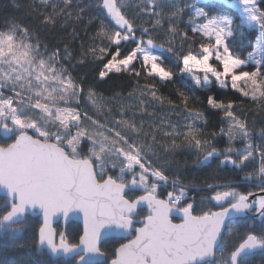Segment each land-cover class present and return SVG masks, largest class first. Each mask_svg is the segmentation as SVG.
<instances>
[{
	"label": "snow or ice",
	"instance_id": "6c2138e0",
	"mask_svg": "<svg viewBox=\"0 0 264 264\" xmlns=\"http://www.w3.org/2000/svg\"><path fill=\"white\" fill-rule=\"evenodd\" d=\"M31 7L51 8L38 13L40 29L64 27L72 9L76 21L85 14L89 24L98 19L94 43L77 63L102 61L100 80L120 73L135 79L128 96L136 103L119 100L116 118L104 98L91 87L85 91L83 78L65 66L72 56L67 47L63 55L59 48L49 50L15 18L0 28V133L6 138L0 143V250L26 249L19 264H264V231L240 232L249 213L264 220V195L208 183L210 195L198 206L179 176L166 174L169 158L162 159L156 147L172 152L182 137L203 153L199 165L219 159L264 193V129L254 142L246 120L233 110L235 102L210 92L215 84L264 104V0H39ZM185 15L191 36L180 29ZM247 33L252 35L245 39ZM164 52L175 57V65L165 64ZM175 76L209 91L207 104L227 120V128L212 135L227 137L228 147L219 150L199 138L197 122L207 119L188 108L192 96ZM157 81L181 85L175 89L178 104L159 94ZM166 99L172 109L182 105L188 113L183 130L164 119L145 127L142 117H152L148 109ZM82 100L100 115L109 113L104 122L89 115ZM157 133L171 143L159 141ZM237 140L242 148L233 146ZM33 217L40 218L39 226L31 240H23ZM73 217L83 223L75 242L55 226ZM111 237L127 242L104 246Z\"/></svg>",
	"mask_w": 264,
	"mask_h": 264
},
{
	"label": "trees",
	"instance_id": "16d2710c",
	"mask_svg": "<svg viewBox=\"0 0 264 264\" xmlns=\"http://www.w3.org/2000/svg\"><path fill=\"white\" fill-rule=\"evenodd\" d=\"M39 3V0H15L14 6L13 0H0V28L6 27L7 23L15 18L16 21L28 26L30 29H34L41 41L49 46V50H54L59 48L61 54L63 55L65 47L68 51L72 53L70 59L63 61L68 70L76 79L83 78V87L85 91L89 87L93 88L97 94L102 96L107 104L112 107L111 115L119 118L118 104L119 100H123L124 103H133L136 101L134 97H129L128 93L132 92L136 88V80L128 76L125 73L120 74H109V78L105 80H100L98 78V71L102 66V61H96L95 63L88 61L85 64H79L77 61L80 59V55L83 51L87 50L94 42L91 37L95 35V32L99 26V20H94L92 24H89V14H85L82 21H76L74 19L77 9H72L73 18L68 19L64 27H60L59 24L52 29H40L39 28V15L40 11H51V8L46 10L37 7L35 10L32 9L33 4ZM221 11H227L232 13L231 9H224L223 6H218ZM238 15V13H235ZM132 13L129 12V16ZM65 18L62 16L60 20L63 21ZM141 21H137L140 23ZM180 29H188L187 25V15H185L183 21L180 22ZM75 30V31H74ZM189 35L191 36L190 29ZM252 34L247 33L245 39L249 38ZM240 37H237L239 41ZM164 37L161 35L158 37V42H163ZM95 43H99L96 41ZM107 43L106 41L104 42ZM176 49L180 51V41L177 38ZM183 51L188 50V42L184 43ZM165 64L168 66L175 65V57L170 53H162ZM107 59V57H106ZM183 79L184 87L182 90L189 93L192 99L189 101L188 108L198 109L204 113L207 123L197 122L201 127L202 132L200 134L201 139H209L210 146L215 147L219 150H223L228 147L227 137L213 136V132H219L221 127L227 128V120L224 118L223 113L219 110L211 109L206 102V97L210 94L209 91H203L198 88L193 81L188 77L175 76L174 80L179 82ZM152 83V81L140 80V84ZM179 83H159L156 82V87L159 94L168 99H171L174 103L179 102L180 98L176 94L175 89L180 87ZM211 94L215 96L218 100L224 101H234V111L237 116L246 120L248 128L251 130L254 138V142L259 143V132L264 129V104L257 106L249 99L239 96V94L229 90L220 89L217 85L213 84L210 89ZM119 94V95H118ZM116 97V99H113ZM147 99V98H146ZM81 106H86L89 115L93 118H98L101 122H104L105 116L109 115L106 111L103 115L98 114L91 105L87 104L86 101H81ZM149 111H154L152 117H148L146 114L142 117L145 120V127L147 128L148 123L155 121L159 123L161 119L169 120L173 124H177L181 130H183L184 118L188 115L186 111L183 110V106L180 105L175 109H172L167 103V99L164 101L163 105H155L154 108H149ZM126 116H131L132 112H126ZM141 117L137 116L139 121ZM157 139L162 143L170 144V138H165L161 133H157ZM176 142L181 146L172 152L165 153L163 147L158 144L156 147L159 151L161 158L165 156L169 158L170 163L166 165V174L169 175L170 179L179 176L181 183L184 184L188 189V196L195 197L196 203L200 205V199L203 196L210 195V191L206 189L208 183L228 185L231 184L236 186L240 191H252L254 193L259 192V188L256 186L257 182L245 183L242 180L244 175L243 172L234 170L231 165H221L219 159H214L206 165H199L197 163L198 159H202L203 153H198L197 149L188 146L183 142L182 137H177ZM235 148H242V141L237 140L234 145ZM222 159V157H221ZM248 170H251L250 168ZM203 189V190H202ZM167 190L170 191L171 187L168 186ZM40 218L33 217L29 221V230L23 235V240H31L34 236L36 229L39 226ZM58 231H66L70 240L75 242L78 240V235L82 234V229L78 224L71 223L67 226L59 224L56 226ZM249 227L255 232L259 233L264 231V220L247 218L246 222H243L240 226V232L243 234L245 230ZM226 239H232V237H226ZM122 241L117 239L107 240L106 247L114 249L118 247ZM27 257V250L20 249L16 252H5L0 250V260L8 261V264H19ZM253 264H257L256 261Z\"/></svg>",
	"mask_w": 264,
	"mask_h": 264
},
{
	"label": "water",
	"instance_id": "95a60500",
	"mask_svg": "<svg viewBox=\"0 0 264 264\" xmlns=\"http://www.w3.org/2000/svg\"><path fill=\"white\" fill-rule=\"evenodd\" d=\"M257 195H264V194L259 193V194H257ZM249 216H253V217H255L252 213H249V214H248V217H249ZM175 219L180 220V218H179L178 216H177ZM71 222L78 223V224L81 225V227L83 228L82 219H78V218H75V217H73L72 219H70L67 223H65V221H63V220L61 219V220L58 221L57 224H59V223H63V224H65V225H67V224H69V223H71ZM57 224H56V225H57ZM56 225H55V226H56ZM111 238H118V239L126 240V239H124V238H122V237H111ZM107 239H110V238H106V240H107Z\"/></svg>",
	"mask_w": 264,
	"mask_h": 264
},
{
	"label": "flooded vegetation",
	"instance_id": "af4514ba",
	"mask_svg": "<svg viewBox=\"0 0 264 264\" xmlns=\"http://www.w3.org/2000/svg\"><path fill=\"white\" fill-rule=\"evenodd\" d=\"M5 137L0 133V143H4L5 142ZM10 142V141H9ZM260 193V191L259 192H257L256 194H259ZM261 194H264V193H261ZM247 218H253V219H259V220H261L259 217H253V216H249V217H247ZM175 222H179V220L178 219H175L174 220Z\"/></svg>",
	"mask_w": 264,
	"mask_h": 264
}]
</instances>
